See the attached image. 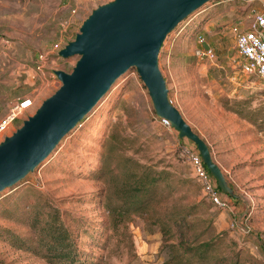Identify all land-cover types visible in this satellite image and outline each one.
<instances>
[{
	"label": "rangeland",
	"instance_id": "1",
	"mask_svg": "<svg viewBox=\"0 0 264 264\" xmlns=\"http://www.w3.org/2000/svg\"><path fill=\"white\" fill-rule=\"evenodd\" d=\"M110 1L0 0V119L13 102L32 100L0 142L58 89L61 82L54 71L70 72L78 60L77 55L61 58L55 45L63 48L72 41L92 10ZM215 1L167 34L158 65L170 102L208 144L221 168L234 195L220 191L221 196L234 213L203 196L184 153L194 143L159 123L147 88L130 68L38 167L0 192L1 227L33 237L29 220L54 206L63 218L75 216L86 227L79 229V238L94 264H264V245L257 239L264 234V82L241 72L229 29L220 40L222 68L193 57L196 33L187 23L203 8L210 9L198 32L217 39L216 17L232 3ZM65 21L70 22L67 28L62 27ZM150 172L160 174L150 195L143 205L138 200L145 195L131 204L127 187ZM112 210L121 217L114 227L109 226ZM248 212L253 231L243 238L229 222ZM180 238L191 246L213 242L208 259L183 252ZM258 243L259 251H252ZM0 259L6 264H51L1 237Z\"/></svg>",
	"mask_w": 264,
	"mask_h": 264
},
{
	"label": "water",
	"instance_id": "2",
	"mask_svg": "<svg viewBox=\"0 0 264 264\" xmlns=\"http://www.w3.org/2000/svg\"><path fill=\"white\" fill-rule=\"evenodd\" d=\"M210 1L112 0L93 9L75 38L58 51L64 59L78 56L72 70H55L61 82L58 89L0 142V192L38 167L117 78L135 68L156 115L168 119L180 138L195 144L220 190L233 197L208 144L170 102L158 65V52L167 34Z\"/></svg>",
	"mask_w": 264,
	"mask_h": 264
},
{
	"label": "built area",
	"instance_id": "3",
	"mask_svg": "<svg viewBox=\"0 0 264 264\" xmlns=\"http://www.w3.org/2000/svg\"><path fill=\"white\" fill-rule=\"evenodd\" d=\"M257 0H216L214 4L237 5L243 14L231 27V33L234 36L235 51L240 59L241 72L253 78L264 82V0H261L260 9L255 6ZM74 13V10L72 11ZM70 22L65 21L62 27H68ZM204 36L199 33L195 36V46L192 48L193 57L199 62H215L217 54L213 48H205ZM55 48L59 51L61 47L58 44ZM32 106V100L24 98L12 103L6 114L0 119V135L7 130L10 125L20 118V115ZM159 123L167 128H173L168 119L159 118ZM187 160L189 161L192 172L199 182L203 196L217 208L234 213L228 199L221 196L217 182L204 166L203 160L198 151L194 148L186 147L184 149ZM235 215V214H234ZM230 228L239 236H250L251 212L233 217L229 222ZM261 245H264V234L257 235ZM246 244L245 241L242 242ZM259 243L253 244L251 250L259 251Z\"/></svg>",
	"mask_w": 264,
	"mask_h": 264
},
{
	"label": "trees",
	"instance_id": "4",
	"mask_svg": "<svg viewBox=\"0 0 264 264\" xmlns=\"http://www.w3.org/2000/svg\"><path fill=\"white\" fill-rule=\"evenodd\" d=\"M211 12L210 9L203 8L194 18L189 20L187 24L191 33L194 32L196 35L199 34V27L202 26L205 19L210 17ZM199 14L201 17H197ZM191 25L192 28H189ZM226 107L235 113L243 115L241 109L229 105ZM193 148L197 150L195 144ZM208 173L211 175L209 171ZM159 177L160 174L155 175L150 172L144 177L143 181L137 180L134 183L132 182L127 187L128 190L130 189L132 191V195H130L129 198L130 201L133 199L131 204L136 203L135 197L145 195L146 197L144 199L138 200V204L140 203V205H143L146 198L150 195L153 183L157 182ZM232 200L235 199L232 198ZM116 212L120 211H111L112 218L110 219L109 226H116V223L121 219V217L117 215L119 213L116 214ZM29 221L32 232L34 233L33 237L22 238L12 230L1 226L0 237L9 242L13 247L38 255L51 264H94L93 260L89 258L87 250L81 247L79 229L84 230L86 227L81 226L79 223L81 220L79 221L77 217L69 215V218L65 219L57 207L49 206L47 211L43 210L36 212ZM68 221L75 224V228L70 227ZM178 245L182 248L183 252L190 253L192 257L197 256L200 261H206L208 259L207 255L213 246V242L204 241L191 246L180 238L178 240ZM0 264L6 263L0 259Z\"/></svg>",
	"mask_w": 264,
	"mask_h": 264
},
{
	"label": "crops",
	"instance_id": "5",
	"mask_svg": "<svg viewBox=\"0 0 264 264\" xmlns=\"http://www.w3.org/2000/svg\"><path fill=\"white\" fill-rule=\"evenodd\" d=\"M255 6L257 8L260 9L261 7V0H257L255 1ZM243 10H241L237 5H228L226 8H224V10L220 13V15L218 17H216V21L215 24L220 27L219 30V37L216 39L214 36L213 37H206L204 34H202L204 36L205 39V44L209 47V48H213L216 51L217 54V60L215 62L210 63L211 65H214L216 67H223V65L220 63V55H221V51L223 50V46L221 43V39L223 37H225L224 35V30L229 29V33H231L230 27L236 23V21L241 17V15L243 14ZM208 27L210 29H212V24L208 25ZM232 35V33H231ZM233 37V42H234V36ZM195 46V42L193 47ZM234 48H235V42H234ZM223 57H227V55L223 56ZM239 65H240V61H239ZM190 148H193V144L189 145Z\"/></svg>",
	"mask_w": 264,
	"mask_h": 264
}]
</instances>
